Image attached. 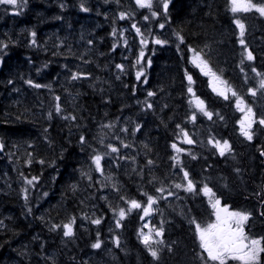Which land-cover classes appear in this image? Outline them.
<instances>
[{"label":"trees","instance_id":"trees-1","mask_svg":"<svg viewBox=\"0 0 264 264\" xmlns=\"http://www.w3.org/2000/svg\"><path fill=\"white\" fill-rule=\"evenodd\" d=\"M129 3L0 4V264H214L196 233L216 220L205 185L264 238V94L249 93L264 79V16L233 13L229 0ZM193 49L253 110L251 140L237 97L213 91ZM148 196L156 258L140 235ZM132 200L142 207L129 211Z\"/></svg>","mask_w":264,"mask_h":264},{"label":"snow or ice","instance_id":"snow-or-ice-1","mask_svg":"<svg viewBox=\"0 0 264 264\" xmlns=\"http://www.w3.org/2000/svg\"><path fill=\"white\" fill-rule=\"evenodd\" d=\"M136 3L140 7H152V0H136ZM230 3V10L233 13L237 12H250L255 10L257 13H259L261 16H264V4H256L253 3L252 0H229ZM0 4H9V5H16L17 0H0ZM163 7L165 10H167L168 7V0H164ZM87 11V9H84ZM153 15H156L157 13L153 12ZM121 18H124V13H121ZM236 24L238 28L240 29V35L243 37L244 35V25L237 20ZM163 27V25H161ZM137 32H139V29H137ZM33 35H35L33 33ZM182 41V37L180 38ZM144 43V41H142ZM155 43L160 44L163 43L160 40H156ZM240 43L243 45L244 41L243 39L240 40ZM193 56L191 58V62L200 68L201 72L206 75L210 76L212 80L210 81L213 91H217L218 94L224 96L226 99L227 92L231 91L232 96L237 97V108L241 111L245 112V117L242 121H240V131L243 136H245L247 139H252V124H253V117L254 113L252 112V109L249 108H242L241 105L244 104V101L237 96L235 91H232L230 87H225L224 89H220L217 87V84H226L225 81H222L219 76L216 75L215 72L212 71V69L208 66V62L204 60L201 56L200 52L192 50ZM141 56H143V53H141ZM247 59L251 60L253 59L252 53H247ZM117 67H121L120 65H117ZM255 71V69L253 70ZM142 75L141 72H137V79L140 78ZM77 78L76 75L73 76V79ZM187 79L191 83L192 77L190 75L187 76ZM31 83V81H29ZM261 88H264V79L260 81ZM36 87H40V85H36ZM189 92H192V88L189 87ZM249 92L252 95L256 94V91L254 89H249ZM149 95H153V93H149ZM196 106L201 110L204 111L203 108V101L199 100V98H195ZM151 105H149L150 107ZM59 110V109H58ZM206 115L209 117L211 116V113L205 112ZM195 117H193L194 119ZM260 124L264 125V119H261L259 121ZM185 136H187V133H185ZM83 140V137L81 138ZM187 143H192L190 139L186 141ZM215 146L217 147L218 151L221 155H224L225 152L230 151V146L227 141H224L223 144H221L219 141L215 142ZM175 148L176 145H173ZM112 151H117L116 148H112ZM179 151V149H177ZM264 154V153H262ZM97 170H100V161L101 157L99 155L93 157ZM185 179H188V173L185 172L184 174ZM35 179V177L33 178ZM29 184L32 183L31 180L27 181ZM177 188L181 187V185L177 184ZM187 191L193 190V184L192 181L189 180L187 184ZM162 191V190H161ZM205 195H208L210 197L209 203L211 204L212 208L215 210V216L216 220L214 223H209L206 227H202L200 224L193 221V223H196V233L199 240V246L203 250L204 253H206V260L209 262H214V264H230V262L235 261L237 264H261L260 256L262 253H264V238L261 239H252L248 235L245 234L244 231V224L249 219V214L241 211H229L227 207H220V200L211 199L212 196H214V193H212V189L208 188L207 185L202 189ZM155 203V200L152 196H148L147 198V207L144 208L145 215H148L150 211L152 210L151 206ZM142 205L138 203L135 200L130 201V207L129 211L132 209L140 208ZM125 210L120 209L119 211V217L120 219H123L125 216ZM94 223H99V220L93 221ZM119 226V223L117 224ZM64 235L65 236H71L72 235V225L71 223L65 224L64 226ZM142 237V242L146 247H148V250L150 251L151 255L156 258L158 255V252L151 247L153 241L152 234H140ZM161 235V231H156L155 236L159 237ZM157 243H163V241H156ZM101 246L100 241L98 240L95 244L92 245L93 248H99ZM203 258V257H202Z\"/></svg>","mask_w":264,"mask_h":264},{"label":"rangeland","instance_id":"rangeland-1","mask_svg":"<svg viewBox=\"0 0 264 264\" xmlns=\"http://www.w3.org/2000/svg\"><path fill=\"white\" fill-rule=\"evenodd\" d=\"M127 1H129L130 3H129V5L130 6H132L133 5V7L134 8H137V7H140V6H138L137 5V3H136V0H127ZM141 8H143V7H141ZM236 21L237 20H235V21H233V24H234V29H236L237 30V32H238V34L240 35V29L238 28V26H237V24H236ZM241 22V21H240ZM242 23V22H241ZM243 24V23H242ZM244 25V24H243ZM244 31H245V26H244ZM217 75V74H216ZM217 76H219V75H217ZM220 77V76H219ZM208 78H209V80L211 81L212 80V78L210 77V76H208ZM220 79L222 80V81H225L222 77H220ZM262 79H260V80H258L257 81V85L256 86H254V87H252L251 89H254L255 91H256V94H255V96H262L263 94H264V88H261L259 85H260V81H261ZM226 82V81H225ZM212 86V85H211ZM217 87L218 88H220V89H224L225 87H229L228 86V84L226 83V84H217ZM231 90L232 91H234L232 88H231ZM217 92V91H216ZM192 93V92H191ZM227 93H231V91H229V92H227ZM250 93V92H249ZM232 94V93H231ZM251 94V93H250ZM252 95V94H251ZM194 99V102H195V98H193ZM242 99V98H241ZM195 105H196V103H195ZM241 107L242 108H247L246 106H245V104H243V105H241ZM252 112H253V110H252ZM244 113V116H243V119H244V117H245V112H243ZM175 149H177V146L175 147ZM188 179H185V176L183 175V185L184 186H186L187 187V184H188ZM213 193V192H212ZM205 195V194H204ZM205 197H206V201H205V205H206V208H212V206H211V204L209 203V200H210V197L208 196V195H205ZM211 199L213 200V202L215 201V199H218L217 197H216V195H214V196H212L211 197ZM220 200V199H219ZM221 202V201H220ZM226 207V206H225ZM229 209V208H228ZM229 211H236V210H232V209H229ZM241 212H245V210H242ZM206 227V226H205ZM161 231V229L160 228H154V227H152L151 225H150V213L148 214V215H145V213H144V215H143V229H142V231H141V233H144V234H149V233H151L152 234V237H153V243H152V246L153 247H157L160 243H157L156 241H160L161 240V235L159 236V237H157V236H155V232L156 231ZM161 234H162V231H161ZM250 238H252V239H254L252 236H249ZM142 238V237H141ZM260 239V238H259Z\"/></svg>","mask_w":264,"mask_h":264},{"label":"water","instance_id":"water-1","mask_svg":"<svg viewBox=\"0 0 264 264\" xmlns=\"http://www.w3.org/2000/svg\"><path fill=\"white\" fill-rule=\"evenodd\" d=\"M2 152H3V143H2V141L0 139V153H2Z\"/></svg>","mask_w":264,"mask_h":264},{"label":"flooded vegetation","instance_id":"flooded-vegetation-1","mask_svg":"<svg viewBox=\"0 0 264 264\" xmlns=\"http://www.w3.org/2000/svg\"><path fill=\"white\" fill-rule=\"evenodd\" d=\"M245 225V224H244ZM244 227V226H243ZM244 231H245V229H244ZM245 234L246 235H248L247 233H246V231H245ZM249 236V235H248ZM254 239H259V238H257V237H253ZM261 239V238H260Z\"/></svg>","mask_w":264,"mask_h":264}]
</instances>
